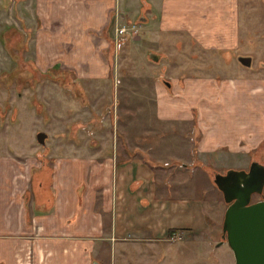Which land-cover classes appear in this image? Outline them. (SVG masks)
Returning <instances> with one entry per match:
<instances>
[{
  "label": "rangeland",
  "instance_id": "rangeland-1",
  "mask_svg": "<svg viewBox=\"0 0 264 264\" xmlns=\"http://www.w3.org/2000/svg\"><path fill=\"white\" fill-rule=\"evenodd\" d=\"M235 3L236 33L230 38L235 47L230 50L204 49L186 33L161 31L153 26V17L149 25L157 31L147 34V1L123 0L108 29L90 35L80 51L61 20L40 17L38 0H0V150H14V158L34 154L47 161L50 156L51 164L66 154L65 144L71 152L72 144L93 141L90 149L103 150V156L127 151L164 167L172 195L225 202L215 173L248 169L253 160L264 163V132L251 147L260 138V120L264 122V0ZM131 23L138 31L118 44L117 26ZM53 37L58 43L49 41ZM87 49L92 65L72 62ZM241 56H251L252 64L244 65ZM188 77L217 78L205 86L214 94L230 89L227 123L234 129L240 122L249 131L230 137L242 146L238 152L197 153L202 133L198 103L211 100L188 98ZM217 101L226 99L219 94ZM200 123L215 125L209 117ZM39 131L47 133L45 145L37 140ZM261 199L264 191L252 197ZM188 237L150 249L148 262L161 254L163 264H235L222 238L209 242L206 236L196 241Z\"/></svg>",
  "mask_w": 264,
  "mask_h": 264
},
{
  "label": "crops",
  "instance_id": "crops-1",
  "mask_svg": "<svg viewBox=\"0 0 264 264\" xmlns=\"http://www.w3.org/2000/svg\"><path fill=\"white\" fill-rule=\"evenodd\" d=\"M146 1L147 34L157 31L149 25L153 17V26L186 33L204 49L235 47L234 41L230 43L236 33L235 0ZM63 2L38 0V14L42 19L61 20L75 48L82 51L90 35L108 29L123 0ZM49 41L58 43L54 37ZM82 53L72 62L92 65L90 51ZM214 82L217 78L186 79L188 98L211 100L198 103L197 128L203 133L196 144L200 157L238 152L242 146L230 137L235 131H248L240 122L230 128V89L214 94L205 87ZM162 91L166 94V89ZM219 94L226 99L222 104L217 101ZM205 117L215 125L200 123ZM258 131L260 138L251 147L262 140V120ZM92 143L72 144L71 152L65 144L66 154L54 157L51 164L50 156L47 161L34 154L14 158V150H0V264H163L166 258L161 254L148 262L150 249L160 243L184 240L187 234L192 241L203 236L209 242L222 238L224 201L172 195L164 167L127 151L103 156V150L90 149ZM171 228L178 230L172 236Z\"/></svg>",
  "mask_w": 264,
  "mask_h": 264
},
{
  "label": "water",
  "instance_id": "water-1",
  "mask_svg": "<svg viewBox=\"0 0 264 264\" xmlns=\"http://www.w3.org/2000/svg\"><path fill=\"white\" fill-rule=\"evenodd\" d=\"M152 56L159 59L155 53ZM240 61L247 66L252 64L250 56H241ZM166 84L171 85L170 82ZM37 140L45 145L47 133L39 131ZM214 182L228 204L220 243L229 244L235 264H264V199L252 201L254 194L264 191V163L253 160L248 169L229 168L225 173L216 172Z\"/></svg>",
  "mask_w": 264,
  "mask_h": 264
},
{
  "label": "built area",
  "instance_id": "built-area-1",
  "mask_svg": "<svg viewBox=\"0 0 264 264\" xmlns=\"http://www.w3.org/2000/svg\"><path fill=\"white\" fill-rule=\"evenodd\" d=\"M131 31L136 32L135 25L122 24V25L117 26V28H116V39L118 40V44L121 43V42H119V40H122Z\"/></svg>",
  "mask_w": 264,
  "mask_h": 264
},
{
  "label": "trees",
  "instance_id": "trees-1",
  "mask_svg": "<svg viewBox=\"0 0 264 264\" xmlns=\"http://www.w3.org/2000/svg\"><path fill=\"white\" fill-rule=\"evenodd\" d=\"M176 231H178V230H176L175 228H171V229H169L168 234H169L170 236H172Z\"/></svg>",
  "mask_w": 264,
  "mask_h": 264
},
{
  "label": "flooded vegetation",
  "instance_id": "flooded-vegetation-1",
  "mask_svg": "<svg viewBox=\"0 0 264 264\" xmlns=\"http://www.w3.org/2000/svg\"><path fill=\"white\" fill-rule=\"evenodd\" d=\"M143 16H144V15H141V17H143ZM141 17H140V18H141ZM144 17H145V16H144ZM131 25H135V29H136V31H138V28H137L138 25H137L136 23H131ZM250 57H251V56H250ZM251 58H252V57H251ZM246 66H247V65H246Z\"/></svg>",
  "mask_w": 264,
  "mask_h": 264
}]
</instances>
